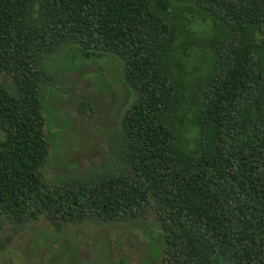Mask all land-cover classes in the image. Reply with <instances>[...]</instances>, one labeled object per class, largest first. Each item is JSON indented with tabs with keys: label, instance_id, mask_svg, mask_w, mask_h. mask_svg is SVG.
<instances>
[{
	"label": "trees",
	"instance_id": "16d2710c",
	"mask_svg": "<svg viewBox=\"0 0 264 264\" xmlns=\"http://www.w3.org/2000/svg\"><path fill=\"white\" fill-rule=\"evenodd\" d=\"M61 50L114 57L133 99L114 172L49 185ZM0 131V230L150 218L151 264H264V0H0Z\"/></svg>",
	"mask_w": 264,
	"mask_h": 264
},
{
	"label": "rangeland",
	"instance_id": "374dc122",
	"mask_svg": "<svg viewBox=\"0 0 264 264\" xmlns=\"http://www.w3.org/2000/svg\"><path fill=\"white\" fill-rule=\"evenodd\" d=\"M65 52L57 51L48 66L47 83L59 93L49 98L45 112L49 155L43 175L49 185L114 172L117 120L133 99L114 57L72 70L64 65ZM156 235L150 218L110 226L87 221L59 231L40 216L15 228L2 224L0 264H151Z\"/></svg>",
	"mask_w": 264,
	"mask_h": 264
}]
</instances>
